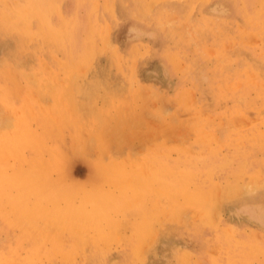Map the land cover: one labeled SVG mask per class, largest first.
Instances as JSON below:
<instances>
[{"label":"rangeland","instance_id":"rangeland-1","mask_svg":"<svg viewBox=\"0 0 264 264\" xmlns=\"http://www.w3.org/2000/svg\"><path fill=\"white\" fill-rule=\"evenodd\" d=\"M263 26L264 0H0V264H264Z\"/></svg>","mask_w":264,"mask_h":264},{"label":"bare ground","instance_id":"bare-ground-1","mask_svg":"<svg viewBox=\"0 0 264 264\" xmlns=\"http://www.w3.org/2000/svg\"><path fill=\"white\" fill-rule=\"evenodd\" d=\"M103 1H104V0H103ZM105 1H106V0H105ZM107 1H108V0H107ZM111 1H113V0H111ZM138 1H139V0H138ZM146 1H147V0H146ZM148 1H150V0H148ZM181 1H182V0H181ZM187 1H188V0H187ZM203 1H204V0H203ZM142 2H143V1H142ZM201 2H202V1H201ZM103 3H104V2H103ZM108 3L111 4L110 2H108ZM112 3H113V2H112ZM114 3H115V0H114ZM134 3H135V2H134ZM198 3H199V2H198ZM198 3H197V4H198ZM27 4H28V3H27ZM96 4H97V3H96ZM98 4H99V2H98ZM142 4H144V3H142ZM146 5H147V4H146ZM195 5H196V4H195ZM58 6H59V5H58ZM147 6H148V5H147ZM147 6H146V7H147ZM198 6H199V4H198ZM258 6H259V5H258ZM261 6H262V5H261ZM261 6H260V8H261ZM56 7H57V5H56ZM102 7H103V6H102ZM110 7H112V5H110ZM110 7H109V8H110ZM192 7H194V6H192ZM53 8H54V7H53ZM93 8H94V7H92V10H93ZM148 8H150V7H147V9H148ZM196 8H197V7H196ZM51 9H52V8H51ZM96 9H97V8H96ZM139 9H140V8H139ZM147 9H146V10H147ZM194 9H195V8H194ZM12 10H13V9H12ZM26 10H27V9H25V11H26ZM49 10H50V9H49ZM52 10H53V9H52ZM59 10H60V9H59ZM106 10H107V9H106ZM114 10H115V9H114ZM27 11H28V10H27ZM95 11H96V10H95ZM101 11H102V10H101ZM139 11H140V10H139ZM148 11H149V10H148ZM22 12H23V11H22ZM34 12H35V11H34ZM90 12H91V11H90ZM104 12H105V11H104ZM113 12H114V11H113ZM115 12H116V11H115ZM141 12H143V11H141ZM146 12H147V11H146ZM146 12H145V13H146ZM149 12L151 13V11H149ZM10 13H11V12H10ZM14 13L16 14V12H14ZM17 13L19 14V12H17ZM28 13H29V12H28ZM52 13H53V11H52ZM60 13H61V12H60ZM60 13H59V14H60ZM92 13H95V12L92 11ZM97 13H98V12H97ZM107 13H108V12H107ZM3 14H4V13H3ZM15 14H14V15H15ZM56 14H57V13H56ZM59 14H57V15H59ZM166 14H167V13H166ZM168 14H169V13H168ZM14 15H13V16H14ZM22 15H24V14L22 13ZM26 15H27V14H26ZM32 15H33V14H32ZM32 15H31V16H32ZM34 15H35V14H34ZM88 15H89V14H88ZM88 15H87V16H88ZM91 15H92V14H91ZM102 15H103V14H102ZM260 15H261V13H260ZM62 16H63V15H62ZM93 16H94V15H93ZM95 16H97V15H95ZM254 16H255V15H254ZM35 17H36V16H35ZM41 17H42V16H41ZM89 17H90V16H89ZM101 17H102V16H101ZM101 17H100V18H101ZM112 17H113V16H112ZM136 17H137V16H136ZM33 18H34V17H33ZM33 18H31V19L33 20ZM90 18H91V17H90ZM140 18H141V17H140ZM256 18H258V17H256ZM22 19H23V18H22ZM45 19H46V18H44V20H45ZM74 19H75V18H74ZM74 19H73V20H74ZM78 19H79V18H78ZM98 19H99V18H98ZM106 19H107V18H106ZM106 19H105V20H106ZM18 20H19V19H18ZM24 20H25V19H24ZM75 20H76V19H75ZM244 20H245V19H244ZM246 20H247V19H246ZM20 21H22V20H19L18 22L20 23ZM29 21H31V20H29ZM39 21H41V20H39ZM45 21H46V20H45ZM90 21L92 22V20H90ZM250 21H251V19H250ZM250 21H249V22H250ZM16 22H17V21H16ZM46 22H47V21H46ZM87 22H88V21H87ZM96 22H97V21H96ZM107 22H108V21H107ZM256 22H257V21H256ZM27 23H28V22H27ZM33 23H34V21H33ZM38 23H39V22H38ZM101 23H102V22H101ZM46 24H47V26H48V23H46ZM49 24H50V22H49ZM28 25H29V24H28ZM41 25H42V24H41ZM96 25H97V24H96ZM106 25H107V24H106ZM261 25H262V24H261ZM30 26H31V25H30ZM27 27H28V28H27V30H28V29H29V26H27ZM62 27H63V26H62ZM90 27H91V26H90ZM97 27H98V26H97ZM102 27H103V26H102ZM263 27H264V26H263ZM30 28H31V27H30ZM52 28H53V27H52ZM72 28H73V27H72ZM87 28H88V27H87ZM92 28H94V27H92ZM107 28H108V27H107ZM37 29H38V28H37ZM59 29H60V28H59ZM59 29H58V30H59ZM100 29H101V27H100ZM47 30H49V29H47ZM28 31H29V30H28ZM40 31H42V29H41ZM52 31H53V30H52ZM65 31H66V30H65ZM259 31H260V30H259ZM23 32H24V31H23ZM26 32H27V31H26ZM43 32H44V29H43ZM53 32H54V31H53ZM59 32H60V30H59ZM66 32H68V31H66ZM98 32H100V31H98ZM24 33H25V32H24ZM57 33H58V32H57ZM64 33H65V32H64ZM64 33H62V34H64ZM91 33H93V32H91ZM259 33H260V32H259ZM58 34H59V33H58ZM60 34H61V33H60ZM70 34H72V33L70 32ZM89 34H90V33H89ZM104 34H105V33H104ZM29 35H30V34H29ZM43 35H44V34H43ZM47 35H48V34H47ZM56 35H57V34H56ZM64 35H67V34H64ZM90 35H91V34H90ZM95 35H96V34H95ZM95 35H94V37H95ZM99 35H100V34H99ZM48 36H49V35H48ZM48 36H47V37H48ZM51 36H53V34L50 35V38H51ZM54 36H55V35H54ZM57 36H59V35H57ZM57 36H56V37H57ZM61 37H62V36H61ZM90 37H91V36H90ZM98 37H99V36H98ZM52 38H53V37H52ZM52 38H51V39H52ZM59 38H60V36H59ZM88 38H89V37H88ZM91 38L94 39L93 37H91ZM41 39H42V38H41ZM43 39H44V38H43ZM53 39H54V38H53ZM56 39H57V38H56ZM56 39H55V40H56ZM55 40H54V41H55ZM57 40H58V39H57ZM46 41H47V40H46ZM54 41H52V46L54 45V44H53ZM58 41H59V40H58ZM60 41H61V40H60ZM62 41H63V40H62ZM71 41H72V40H71ZM95 41H96V40H95ZM27 42H28V41H27ZM29 42H30V41H29ZM43 42H45V41L43 40ZM49 42H50V41H49ZM64 42H65V41H64ZM90 42H91V40H90ZM54 43H55V42H54ZM60 43H61V42H60ZM60 43H59V44H60ZM93 43H94V42H93ZM95 43H96V42H95ZM68 44H70V43L68 42ZM26 45H27V44H26ZM28 45H30V43H29ZM56 45H57V44H56ZM92 45H93V44H92ZM92 45H91V46H92ZM54 46H55V45H54ZM54 46H53V47H54ZM91 46H90V47H91ZM92 47H93V46H92ZM57 48H58V46H57ZM55 49H56V48H55ZM49 50H50V49H49ZM71 50H72V49H71ZM85 50H86V49H85ZM91 50H92V49H91ZM82 51H83V50H82ZM86 51H87V50H86ZM89 51H90V50H89ZM54 52H55V51H54ZM93 52H94V51H93ZM68 53H69V52H68ZM88 53H89V52H88ZM97 54H98V53H97ZM78 55H79V54H78ZM86 55H87V54H86ZM71 57H72V56H71ZM71 57H70V58H71ZM81 57H82V56H81ZM83 57H84V55H83ZM84 58H85V57H84ZM92 58H93V57H91L90 59H92ZM94 58H95V57H94ZM90 59H88V60H90ZM93 60H94V59H93ZM84 61H85V60H84ZM84 61H83V62H84ZM86 61H87V60H86ZM88 62H89V61H88ZM93 63H94V62H93ZM67 64H68V63H67ZM77 64H78V63H77ZM79 64H80V63H79ZM82 64H83V63H82ZM65 65H66V64H65ZM85 65H87V64L85 63ZM85 65H84V67H85ZM66 66H67V65H66ZM76 66H77V65H76ZM76 66H75V67H76ZM78 66H80V65H78ZM87 66H88V65H87ZM77 68H78V67H77ZM226 161H227V160H226ZM245 162H246V161H245ZM244 165H245V164H244ZM244 165H243V166H244ZM169 171H170V170H169ZM174 172H175V171H174ZM177 173L180 174V173H183V172H177ZM210 173H211V172H210ZM179 174H178V175H179ZM183 174H185V173H183ZM183 174H181V175H183ZM211 174H212V173H211ZM205 175H206V173H205ZM170 176H171V175H170ZM176 176H177V175H176ZM185 176H186V175H185ZM207 176H209V175H207ZM179 177H180V176H179ZM182 177H183V176H182ZM187 177H189V176H187ZM183 178H184V177H183ZM183 178H182V179H183ZM192 179H193V178H192ZM197 179H198V177H197ZM172 180H173V179H172ZM174 180H175V179H174ZM179 180H180V178H179ZM176 182H179V181H176ZM180 182H181V181H180ZM181 183H183V182H181ZM181 183H180V185H181ZM185 183H186V182H185ZM188 183H189V182H188ZM188 183H187V184H188ZM149 185H150V184H149ZM151 186H152V185H151ZM183 186H184V185H183ZM185 186H186V185H185ZM171 187H172V186H171ZM176 187H177V186H176ZM179 187H180V186H179ZM250 187H251V186H250ZM149 188L151 189V187H149ZM149 188H148V189H149ZM172 188H173V187H172ZM174 188H175V187H174ZM185 188H186V187H185ZM188 188H189V187H188ZM177 189H178V187H177ZM179 189H180V188H179ZM182 189H184V188L182 187ZM168 190H169V189H168ZM170 190H171V189H170ZM186 190H187V189H186ZM188 190H189V189H188ZM188 190H187L186 192H188ZM150 192H151V191H150ZM177 192H178V191H177ZM182 192H183V191H182ZM186 192H185V193H186ZM180 193H181V192H180ZM165 194H166V193H165ZM189 194H190V193H188L187 195L189 196ZM151 195H152V194H151ZM169 195H170V194H169ZM227 195H228V193L226 194L225 197H227ZM235 195H236V194H235ZM172 197H173V196H172ZM189 197H191V195H190ZM187 198H188V197H187ZM195 198H196V197H195ZM217 198H218V197H217ZM168 199H169V198H168ZM174 199H175V197H174ZM211 199H212V198H211ZM211 199H210V201H211ZM178 200H179V199H178ZM190 201H191V200H190ZM204 201H205V200H204ZM218 201H219V200H218ZM173 202H174V201H173ZM195 202H196V201H195ZM202 202H203V201H202ZM206 202H207V201H206ZM211 202H213V201H211ZM177 203H178V201H177ZM199 203H200V202H198V204H199ZM216 203H217V202H216ZM218 204H220V203L218 202ZM171 205H172V204H171ZM207 205H208V203H207ZM174 206H175V205H174ZM176 206H177V205H176ZM176 206H175V207H176ZM211 206H213V205H211ZM169 207H170V205H169ZM172 207H173V206H172ZM170 208H171V207H170ZM214 208H215V207H214ZM205 209H206V207H205ZM208 209H209V208H208ZM171 210H172V209H171ZM174 211H175V210H174ZM175 212H176V211H175ZM177 212H179V211L177 210ZM215 212H216V211L212 210V216H213V217L211 216V217H212L211 220L214 219V216H215L214 213H215ZM205 221H206V220H205ZM153 226H154V225H153ZM231 227H232V226H231ZM234 227H235V226H234ZM228 228H230V227H228ZM153 229H154V227H153ZM229 230H230V229H229ZM233 230H234V229H233ZM225 231H226V230H225ZM154 233H155V231H154ZM152 236H153V235H152ZM235 236H236V235H235ZM233 237H234V236H233ZM234 238H235V237H234ZM234 240H235V239H234ZM244 240H245V239H244ZM244 240H243V241H244ZM229 242H230V241H229ZM238 242H239V241H238ZM240 242H241V241H240ZM236 243H237V241H236ZM236 243H235V246H236ZM246 244H247V243H246ZM232 245H233V244H232ZM238 245H239V244H238ZM248 246H249V245H248ZM245 247H246V246H245ZM186 249H187V248H186ZM234 249H235V247H234ZM251 249H252V248H251ZM243 250H244V249H243ZM248 250H250V249H248ZM185 251H187V250H185ZM234 252H235V251H234ZM234 252H233V253H234ZM236 252H237V251H236ZM239 252H240V251H239ZM243 252H244V251H243ZM247 252H248V251H247ZM249 252H250V251H249ZM244 253H245V252H244ZM244 253H243V254H244ZM237 254H238V253H237ZM240 255H241V254H240ZM181 256H182V255H181ZM249 256H250V254H249ZM253 256H255V255H253ZM234 257H235V256H234ZM237 257H238V256H237ZM15 259H16V258H15ZM28 259H29V258H28ZM236 259H237V258H236ZM238 259H240V258H238ZM37 260H38V259H37ZM37 260H35V262H37ZM90 260H91V259H90ZM232 260H234V258H232ZM246 260H248V259H246ZM249 260H250V259H249ZM253 260H255V259H253ZM63 261H64V260H63ZM234 261H235V260H234ZM241 261H242V260H241ZM243 261H244V260H243ZM8 262H9V261H8ZM14 263H15V261H14ZM71 263H72V262H71ZM71 263H70V264H71ZM235 263H236V262H235ZM1 264H2V263H1ZM184 264H185V263H184Z\"/></svg>","mask_w":264,"mask_h":264}]
</instances>
